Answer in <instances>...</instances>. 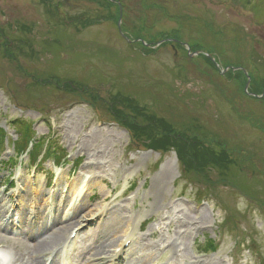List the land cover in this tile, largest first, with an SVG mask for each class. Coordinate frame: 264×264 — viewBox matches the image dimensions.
Here are the masks:
<instances>
[{
  "label": "rangeland",
  "instance_id": "rangeland-1",
  "mask_svg": "<svg viewBox=\"0 0 264 264\" xmlns=\"http://www.w3.org/2000/svg\"><path fill=\"white\" fill-rule=\"evenodd\" d=\"M0 142L7 264L33 262L14 243L20 220L49 222L91 174L79 216L102 191L132 218L133 243L97 264H125L142 243L148 264H264V0H0ZM41 144L55 159H30ZM166 204L190 209V234L165 225ZM159 218L162 236L148 235Z\"/></svg>",
  "mask_w": 264,
  "mask_h": 264
},
{
  "label": "bare ground",
  "instance_id": "bare-ground-1",
  "mask_svg": "<svg viewBox=\"0 0 264 264\" xmlns=\"http://www.w3.org/2000/svg\"><path fill=\"white\" fill-rule=\"evenodd\" d=\"M100 152V151H99ZM85 158H88L89 155L86 153H81ZM98 154H93V158L100 160L97 163V167H105V165L111 166L110 161L103 162L104 158H98ZM105 156L104 153L101 154ZM93 160V159H92ZM126 170V169H125ZM98 173V172H95ZM169 174L168 165L163 167L160 172L159 178L156 180V187L154 191L150 194V204L151 207L149 210L152 212L157 207H154L157 203V200L163 194L165 181L167 175ZM82 176V175H81ZM95 175L91 174L86 177L81 183L74 184L71 190V196L69 197V202L67 206L63 209V198H60L58 204L55 208V215L53 218L49 219V222H44V213L39 211L30 220H20L22 224L27 226V230H22V234L25 237L24 242L14 241L15 244L23 248V251L27 252L28 257L33 260L32 264H55V259L60 258H69V261L76 262L78 259L81 262L77 264H97V261L103 260L110 262L114 256L112 247L116 244H121L120 249H128V247L133 243V237L128 231H125V228H129L131 225L132 218H126L124 213L119 212L115 207L116 204L108 202V194L100 191L97 194L99 200L100 208L93 210V207H90L85 216L80 215L81 209H84L88 205V196L84 199L83 192L85 193L88 185V181L94 180ZM102 181L104 178L98 175ZM78 200V202H77ZM77 202V203H76ZM98 201H96L97 204ZM95 205V204H94ZM96 206V205H95ZM5 205L0 202V220L5 217ZM189 210L182 207L180 204H175L174 206L166 204L164 205V214L165 217L169 220L167 222L168 227H181L185 226V229L175 231L179 236H187L190 234L191 227L188 223L189 221ZM63 212V215L61 213ZM93 212V213H92ZM181 215V220L177 217ZM105 217L99 227L96 229L95 234H90L91 230L90 224L98 219ZM162 218L158 219V227H150L148 229V235L160 237L162 236V227L164 225L161 222ZM205 222L204 213H200L196 223H192L191 226L196 229L197 226ZM142 223L139 224V229H142ZM98 225V224H97ZM32 226H36L37 230L32 232ZM96 226V225H95ZM94 226V227H95ZM122 227V228H121ZM14 231L6 223L0 221V241L7 243L8 236H13ZM141 238L138 239L140 241ZM68 244H72L71 251L68 252ZM154 247L159 246L158 244L153 245ZM166 246H171L173 248V255H177V245L173 243L167 244ZM149 248H152L151 245H138L135 252L133 249V254L131 253L128 260L125 261V264H148L152 261L153 255L149 251ZM139 253V254H138ZM71 258V259H70ZM221 258L213 260V264H221ZM0 264L6 263V253H0ZM61 264H66L61 262ZM169 264V263H166ZM196 264V263H195Z\"/></svg>",
  "mask_w": 264,
  "mask_h": 264
},
{
  "label": "trees",
  "instance_id": "trees-1",
  "mask_svg": "<svg viewBox=\"0 0 264 264\" xmlns=\"http://www.w3.org/2000/svg\"><path fill=\"white\" fill-rule=\"evenodd\" d=\"M140 127H142V125L140 126ZM143 128V127H142ZM145 128H146V126L144 127V129L142 130V131H144L145 130ZM158 139H162V138H158ZM158 139L157 140H154L153 142H152V146H156V145H158V144H162V142H159L158 141ZM29 140H27L26 142H24L23 144L25 145L27 142H28ZM1 143V142H0ZM44 150V152H43V154L45 155V153L47 154V153H50L51 151H52V149H50V148H48V146H46V144H41V147H40V149H39V152L38 151H36V154H34V157L36 158L39 154H41V151H43ZM202 154V153H201ZM196 155H197V153H196ZM199 156H200V154H199ZM222 164L224 163V160H219ZM219 161H216V162H219ZM219 162V163H220ZM221 164V165H222Z\"/></svg>",
  "mask_w": 264,
  "mask_h": 264
}]
</instances>
